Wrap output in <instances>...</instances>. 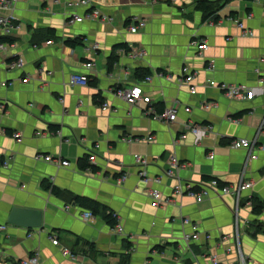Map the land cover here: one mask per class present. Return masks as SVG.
<instances>
[{"label":"crops","instance_id":"0c3cea01","mask_svg":"<svg viewBox=\"0 0 264 264\" xmlns=\"http://www.w3.org/2000/svg\"><path fill=\"white\" fill-rule=\"evenodd\" d=\"M196 1L17 0L0 7V16L13 11L16 18L9 36L0 32V225H6L0 264H21L34 253L38 264H123V258L126 264H212V258L240 264L237 246L246 264H264V211L254 214L250 206L251 199L264 202V150L246 163L247 153L230 147L234 139L251 140L257 133L264 145V5L200 0L218 7L203 19ZM93 10L106 21L86 18ZM74 16L82 20L71 22ZM201 43L205 50L197 49ZM141 51L146 57H132ZM111 56L116 62L109 69ZM18 59L22 67H10ZM86 63L93 68L86 70ZM183 67L194 75V95L181 84ZM138 69L149 71L147 81L135 77ZM73 74L85 75L88 84L70 85ZM136 84L152 101L150 115L147 106H129L115 95ZM221 85L250 94L230 99ZM175 103L190 112L180 108L169 123L163 113ZM193 126L210 131L193 135ZM172 156L190 164L176 177L195 187L210 179L232 189L244 171L252 186L239 198L238 239L232 193L213 190L201 202L172 196L176 181L164 177ZM80 161L88 170L80 169ZM121 174L127 178L117 184ZM47 181L63 194L45 190ZM152 190L167 202L154 206ZM73 196L103 210L85 222L81 214L88 209L73 204ZM15 206L41 210L42 227L8 224ZM105 210L118 215L123 235L112 231ZM195 232L196 241L184 240Z\"/></svg>","mask_w":264,"mask_h":264},{"label":"built area","instance_id":"2783aa9c","mask_svg":"<svg viewBox=\"0 0 264 264\" xmlns=\"http://www.w3.org/2000/svg\"><path fill=\"white\" fill-rule=\"evenodd\" d=\"M17 0H0V7L3 6H12L14 2H16ZM86 18L90 19H99V21H106V18L103 17L98 11L93 10L90 11L89 13L86 14L85 16ZM16 18L13 14V11L8 13L7 15H3L0 16V32L2 34L3 37L9 36L11 31L14 29V22H15ZM82 20V18L80 17H76L74 16L71 20V22H80ZM239 27L242 28V25L239 24ZM131 32H135L136 29L135 28H131L130 29ZM47 44H51V41H48ZM2 46L0 45V48ZM207 48L205 43H201L197 46L198 50H205ZM132 55V54H131ZM132 57H146V52L141 51L140 55L136 54L133 55ZM10 67L18 69L22 67V61L21 59H18L16 62H14L13 64L10 65ZM83 67L86 70H90L93 68V64L92 63H86L83 65ZM181 74L183 76L182 78V82L181 84L183 85H188L189 86V93L191 95H194L196 93V88L191 85L194 79V75L191 74L189 72V70L186 67H183L181 70ZM149 79V77H146L144 80L147 81ZM88 78L85 75H80V74H73L69 77V84L70 85H87L88 84ZM211 86H214L215 83H211ZM221 90L223 91V95L227 98L230 99H235V100H245L248 98V94H250L248 92V90L243 89L240 86H236V85H230V86H226V85H221ZM115 95L119 98H121L123 101H125V103L129 106H134L137 104H143L144 106H147V109L145 111L146 115H150L153 112V107H150L152 101L150 99V97L148 95H146V93L143 91L142 87L139 84H136L130 88H124V89H118L115 91ZM212 103L206 104L204 105V108L206 110L210 109ZM103 108H107L106 105H103ZM182 108L183 111L185 113H189L190 112V108L186 107V106H182L179 103H175L172 106H169L168 108L165 109L164 113H163V118L166 119L167 122L169 123H173L176 121L177 116H178V112L179 109ZM263 127L261 126L260 129H258V131H262ZM190 132L193 135H198L200 133H207L208 131H210V127H203L202 129L200 127H190L189 128ZM258 134L257 133L253 139L251 140H246V139H234L233 141L230 142V147L232 149H236V150H243L247 153V159H246V163L252 160L256 159V150H264V145L259 144L258 142ZM184 138V136L182 137ZM39 159H43L46 162H55V164L59 167H68L69 166V162L66 160L63 161H58V160H53L51 157L49 156H38ZM95 159V154H91L88 157V161L89 162H93ZM135 162L137 163H142V159L141 157H138L137 155L134 156ZM209 159H212V155H209ZM5 164V163H4ZM190 167L189 163L186 162H181L179 161L176 157L172 156L169 159V168L166 170V172L164 173V177L166 178H170V179H174L176 181V185L173 188L172 191V196L173 197H181L183 195H187L190 197H193L196 202H201L202 197L206 196L209 194L210 191L216 190L217 192L221 193L222 195L225 194H229L232 193L235 198H236V204L233 210V236L235 239H238L239 237V232H240V217L238 214V210H239V198L241 193H243L246 190H249L251 188V182L247 181L244 179V171L240 174L239 176V180L238 183L232 187V189H230V187H220L218 182L216 180H210L207 182L202 183L200 186L195 187L192 184H183L180 183L178 177H176V172L179 170H183V169H187ZM85 170H88L85 169ZM145 174L142 173V176H144ZM127 176L126 174H121L119 176V178L116 179V183L117 184H122L125 180H126ZM155 183H159L160 179H156L154 181ZM195 188H199L198 191L195 190ZM150 196H151V202L154 206H158L161 203H166L167 200H164L159 191L157 190H152L150 192ZM250 204V203H249ZM251 206V204H250ZM94 218V215L92 214V212L90 210H84L81 214V219L85 222H89L92 221ZM113 218H115L116 224L114 227H112V231L116 234V235H123L124 231L122 226L120 225L119 222V218L118 215L116 213L113 212ZM184 224H189L190 220L188 219H184L183 220ZM249 225L248 222H243V226L247 227ZM6 231V225H0V232ZM51 239V243L54 246H60L58 240L56 237L54 236H50ZM198 239V234L197 232H195L194 234L190 235V236H185L184 240L186 242H190V241H196ZM225 239V238H223ZM62 251L64 252V254H68L70 257H72V255L66 251V249H62ZM237 251H238V257H239V262L240 264H246L245 260L242 257V254L240 252L239 246H237ZM39 261V254L38 253H34L31 256L27 257L26 259L21 261V264H38ZM212 264H217V260L216 259H211Z\"/></svg>","mask_w":264,"mask_h":264},{"label":"trees","instance_id":"16d2710c","mask_svg":"<svg viewBox=\"0 0 264 264\" xmlns=\"http://www.w3.org/2000/svg\"><path fill=\"white\" fill-rule=\"evenodd\" d=\"M244 1H257V0H244ZM262 1L263 5H264V0H259ZM217 5L210 3V2H205V1H196V10L201 11L204 13V17L203 19H207L210 16H214V12L217 10ZM3 40L5 39H0V43L3 42ZM78 42V41H77ZM65 44L69 45V46H73L76 44L75 41H66ZM118 48H122V49H126L123 45H118L116 46ZM127 52V51H126ZM116 62V59L111 56L108 59V68L110 69L111 66ZM149 76V71L143 70V69H138L135 72V77L138 79H144L145 77ZM80 169H85L87 167L86 163L84 161H80L79 164ZM205 181H210V179H205ZM43 188L47 191H50V193L56 195V196H60L63 194L62 191H60L59 189L55 188L51 183H49V181L47 182H43L42 184ZM220 187H223L220 183H219ZM196 191H198V188H195ZM71 202H73V204L75 205H80L85 207L86 209L90 210L92 212L93 215H97L100 211L103 210V207L100 206L98 203L86 199V198H82V197H78V196H73L71 198ZM251 206H252V213L254 214H260L264 211V202L259 201L258 199H251ZM104 212V219L106 220L107 224L110 227H114L116 224L115 218H113V212L108 210V211H103ZM94 251H91V254L93 255ZM91 256V255H90ZM122 263L126 264L128 263V259L123 258L122 259Z\"/></svg>","mask_w":264,"mask_h":264},{"label":"water","instance_id":"95a60500","mask_svg":"<svg viewBox=\"0 0 264 264\" xmlns=\"http://www.w3.org/2000/svg\"><path fill=\"white\" fill-rule=\"evenodd\" d=\"M43 212L41 210L28 209L15 206L11 209L7 223L30 230H37L42 227Z\"/></svg>","mask_w":264,"mask_h":264}]
</instances>
